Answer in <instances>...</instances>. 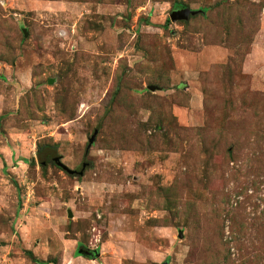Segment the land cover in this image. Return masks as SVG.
Returning a JSON list of instances; mask_svg holds the SVG:
<instances>
[{
	"label": "rangeland",
	"instance_id": "rangeland-1",
	"mask_svg": "<svg viewBox=\"0 0 264 264\" xmlns=\"http://www.w3.org/2000/svg\"><path fill=\"white\" fill-rule=\"evenodd\" d=\"M164 262L264 264V0H0V264Z\"/></svg>",
	"mask_w": 264,
	"mask_h": 264
},
{
	"label": "water",
	"instance_id": "water-1",
	"mask_svg": "<svg viewBox=\"0 0 264 264\" xmlns=\"http://www.w3.org/2000/svg\"><path fill=\"white\" fill-rule=\"evenodd\" d=\"M199 13V10H191L189 8H173L171 13H170V20L171 21H175V20H179V21H187L189 19V17L197 15ZM25 35V32H24ZM98 128H95L92 135L90 136V138L88 139V146L94 141L95 136L97 134ZM45 151H47L53 162L60 167L62 170H64L65 172H67L68 174H74L75 171L70 170L69 168H67V166H65L63 163L60 162V156H57L54 152V150H49L46 149ZM84 169V166L81 167V170L78 172V175L82 174V171ZM68 216H70V213L68 212ZM181 237V234H179V238ZM79 253H83L85 255H89L92 254L94 255V252H90L89 250H86L80 247V249L78 250ZM162 264H167L166 262L162 263Z\"/></svg>",
	"mask_w": 264,
	"mask_h": 264
},
{
	"label": "trees",
	"instance_id": "trees-1",
	"mask_svg": "<svg viewBox=\"0 0 264 264\" xmlns=\"http://www.w3.org/2000/svg\"><path fill=\"white\" fill-rule=\"evenodd\" d=\"M175 6V8H186V7H182V6H180V5H174ZM199 10V13H198V15L199 14H204V12H205V9H198ZM165 23L167 24L168 23V20L166 19L165 20ZM166 24H164V26L166 25ZM49 150H52V148H48ZM45 155H48V156H50V154L47 152V151H42V152H40V153H38V158H39V163H40V165L41 166H43V161L46 159V157L47 156H45ZM80 247H82V246H80ZM85 249V248H84ZM29 257H33L32 256V254H31V252H29V251H26L25 252ZM79 253V252H78ZM79 254H82V255H85V254H83V253H79ZM85 256H93L92 254H89V255H85Z\"/></svg>",
	"mask_w": 264,
	"mask_h": 264
}]
</instances>
